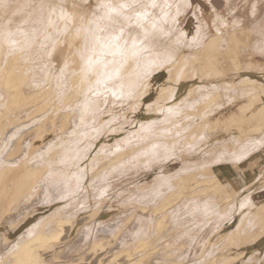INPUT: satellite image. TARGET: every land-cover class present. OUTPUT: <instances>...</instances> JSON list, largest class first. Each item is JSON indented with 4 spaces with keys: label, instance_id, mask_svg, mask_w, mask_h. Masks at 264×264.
Instances as JSON below:
<instances>
[{
    "label": "rangeland",
    "instance_id": "1",
    "mask_svg": "<svg viewBox=\"0 0 264 264\" xmlns=\"http://www.w3.org/2000/svg\"><path fill=\"white\" fill-rule=\"evenodd\" d=\"M55 1L56 0H28V1L22 0V3H21L20 0H9V3L11 2L10 3L11 6L7 10V12H5L4 10H0V29H2L3 26L7 24V21L9 19H11L12 23L8 25V27L13 33L17 32L18 27L23 32L28 33L27 39L30 43V46L24 43L26 39L25 36L20 35V34H16L14 36V39L17 38L18 40L17 39L16 40L20 42V47L23 48L22 51L20 50L22 65L28 66L27 69L33 72L31 73L33 75L27 80V82H29V80L31 79L29 83L33 84L32 86L35 89L39 87L46 89L49 86L48 84L50 83L52 84L55 91H57L53 95L47 97V99L52 100V101L48 103V105L44 109L40 111L31 109L32 111L29 110L30 112L28 111V109H26L23 111L24 113H22L23 117L19 120L20 122H26V124H30L34 122V120H39V119H42L41 122L46 120V123L49 122L48 121L49 119L51 123L53 121L52 123L53 126H50L51 123L49 122L50 128L44 129L47 132H44L43 137H38L37 135L33 136L35 134L34 133L35 130L29 128L30 130L26 129L27 133H25L24 135H20V137L21 136L23 137L22 139H20L19 142H14L12 144H9L10 146L6 145L7 147H5L4 144H8V143L4 141L5 138L3 137V132H2L4 130V127H0V141L2 140L5 142V143L2 141H1L2 143L0 142L1 146L4 145L2 147L0 146V156H2V154H3L2 157H4L5 155L8 157L9 156L10 157L19 156L16 159L18 161L20 160L21 155L26 156L28 154L25 158L27 157L29 158L30 155H32L33 153H36V151L39 150L38 152L39 158H36V159L30 158L31 161L28 160L30 162H28L27 164L31 166H35V167L37 166L43 167L42 173L40 176L43 188L42 190H40L38 195L32 196L33 197L32 200H30L31 198L29 199L27 197L26 200H29V201L27 202L25 201V204H23L24 199H25L23 197L24 199H22L23 201L22 205L20 204L21 206L19 207L16 204L17 205L16 207L17 208L19 207L20 209L19 208L17 209L15 206H13L12 210L10 209L7 211L5 210V212H2L0 214V264H2L3 260H5L4 264L9 262V256L7 255V253L16 244H18V242H20L21 240L27 237L29 238V236H31V234H33V232L35 231V230L33 231V228L34 227L36 228V226L38 227V225L41 222H45V220H47L48 221L47 225L49 224V228H54L55 226L54 223L52 221L49 222V220L51 219L49 218V216H52V213L54 214V212L57 210L61 212V213L59 212L58 214H60L62 217H74L75 226L72 228L69 234L67 233L69 231H66L67 238L64 236L65 237L64 240L62 239L61 241L57 243L58 246H55L54 248H48V250H46L47 252L45 254L46 255L45 258L49 260L50 264H78L81 261H83L84 263H79V264H85V261L89 257L92 256L91 253H89L88 250H86V248L89 247L87 243H89L91 239L97 237L98 234H101L102 232L106 233L102 229H105V230L107 228H109V230L112 229L110 225L114 223L113 220L115 221V224H112L113 227L114 226L118 227L119 225L123 224V220L126 218L128 214H131V213L135 214L136 212V214L134 215L135 218H133V221L130 224L131 227L130 225H128V227L130 228L125 227L124 234L127 233L128 231L129 237L131 236L130 238H134V235H136V231L138 232L140 229H143L147 233H150V234L152 233L151 235H153L154 234V231H153L154 224L150 227L152 231L146 225L147 222L153 223L154 221L153 216L150 213H148V215L146 216L143 215L138 210L135 204L140 203L141 200H145L148 203H154L153 197L158 198L159 196H162L164 192L167 189H169V187L170 188L173 187L174 178L176 177L178 172H185L187 169H188L187 171L196 170V172H199L197 171V166L199 164L192 162L193 160L190 157V155H192L193 153H194L193 159L195 158L194 161L195 160H197L198 162L201 161V163H203V166L204 165H210V166L214 165L213 169L215 172L209 175L199 174V179H202L203 183H207L208 181H210L212 178L211 175L213 174L214 175L216 174L215 176L219 175L220 177H224L226 181L227 176L232 175L231 174L232 172L239 171L242 168L244 171L254 170V173L250 176V180H249L250 182L248 185L244 184L237 190L230 189L229 193L231 196H230V201L228 204V209L224 212L219 213V210H220L219 208L216 209L212 207L213 205H215L214 202L218 201L217 200L218 198L219 200L222 199V196L220 198L219 194L214 195L213 192L212 193L210 192L211 194H213L212 196H210L209 193H207V195L203 194L199 196L200 192L197 191V193L195 194L198 196L196 197V195L194 194L195 197L193 196L192 198L191 194L193 193H191L190 195L188 194L190 192L185 193L183 198L172 209L167 211V215L171 213V216L169 215V219H168L169 224L167 223L168 226H166L167 231L164 230L161 235L163 236V234H166L165 237L159 238V239L153 238V241L156 242L155 246L157 245V248L159 249V253H162L163 249L166 252L167 251L173 252L178 247L179 248V249L177 248L178 255L176 258L182 260L183 264H204L206 260L204 256L200 254L204 247L203 245H205L207 237H209L211 233H213L220 226L223 225V228H224L223 233L226 232V236L221 241H219V239H215L216 237L214 238V240H212L214 244L209 247L210 249H209L207 257L215 255L220 247L223 248V245L228 244L226 245V247L228 246H231V247H229L228 250L225 251L224 253L225 256H229V257L234 256V255L236 256L238 252L240 253L242 251H245V254L249 253V256L247 255L248 257L245 260L243 259L242 261L244 262L249 261L250 264L251 263L252 264H264V257H263L264 251L261 252V251L255 250L256 248H259L262 245H264V238H262L258 242H255V243L252 242L253 234L256 233L260 229V227L262 226V222H264V214H262L263 212L259 213L258 211V208L262 206V204L264 203V200L263 201L261 200L262 197L261 198L259 197V200L261 201L257 199L258 198L257 194H260L261 191H264V178L262 177L259 178V175L264 172V168H263L264 167L263 166L264 152L262 151L260 153H257L251 159H249L251 155L254 154L255 151L259 150L261 147L264 148V133L258 137L256 134L249 135V138L247 141H245L243 144H241L239 147L233 150V145L236 144L237 140H236V136L234 135H233L234 137H232V135L230 136L231 132L233 131L232 129H230L229 131H223L217 134V136L214 134L213 135L214 138L212 140L209 139L207 142V139H206L207 137L205 138L204 136L207 133L205 132L206 131V126H204L205 124L203 125L204 130L202 129L201 131L200 129L197 128L196 123L193 124L194 121L195 122L197 121L196 120L197 116H194L192 114L194 117H196L194 119L193 116L190 115L189 116L190 119L187 121L188 123L187 122L185 123V124H188L191 130H189V127L185 124H182V125L179 123H178L179 125L177 124L175 117H178L181 111H184L189 107L191 109L196 108V105H195L196 102L194 103L195 106L192 105V103H190V101L192 102V97H194V99H200L206 93L211 94V93H215L216 91H219L220 89H222V81L220 79L212 80L213 83L209 86V88H205V89L203 88L199 94L198 93L188 94L185 89H182L181 100L182 101L184 100L183 101L184 103H186L189 100L188 103L183 105L182 102L179 101L178 103L179 106L174 105V104H171L170 106H168L173 100L177 99L178 97L176 94L177 85L172 84L173 82L169 80V76L171 75V73L173 72L175 74V71L173 70L174 64L172 63L179 62L180 55L182 54V52H185L188 55L193 53L194 47L196 46L198 47V45L201 46L203 42H205V38H207L205 36L206 34L220 33V32L221 33L223 32L224 34V31H226L225 33H228V34H225V35L229 36L231 32H233L234 30L237 31L238 29L242 27L241 28L242 31L240 29L237 32L241 33L240 37L241 39H243L242 40L243 45L241 46L243 50L240 47V51L244 53V57L248 58L250 55L252 54L254 55L253 47L254 49L257 48L256 49L257 53H255L256 57L258 58L264 57L263 56L264 54H262L260 51L261 46L264 45V1L262 0L261 1L260 0H230L231 4L233 3L232 4L233 8L232 7L229 8V6H231V4L227 5L228 3H230L229 0L228 1L227 0H214V1L219 2V5H218L219 10L211 11V7L204 6L206 7L205 8L206 10L205 11L203 10L204 11L203 14L207 18L210 19L206 25V22L204 23L201 21L200 16L195 15L194 17V14H193L194 6L189 7L187 6V4H185V5H182L184 9H181V8H180L181 10L179 9L180 7L179 5L183 4L181 3V1L184 2L186 0H176L177 2L176 1L173 2L172 0L173 3L169 2L170 0L169 1L164 0L165 5L167 4L171 5L172 3L173 4V6L171 5L172 9L173 7L174 9L176 8L175 10L173 9L174 11L173 10L171 11V14H170L172 15L171 17H173L175 15L174 13H176L179 19L176 20V18L173 17L175 18L176 21L170 22L173 19L168 17L171 20L168 19L169 22L167 24L164 23L169 28L167 29L166 27L165 29H167L166 31L167 40H170V41L168 42L167 40H163V42L161 41L162 39L165 38L164 37L165 34L163 36V33H165V30L162 31V35H161V32L158 31L160 35L164 37L162 38L159 34H157L158 36H160L161 40L156 35L157 32L149 39L147 43L149 45L147 46L150 49V52H149L150 55L148 57L152 56V58H154L155 60L154 59L152 60V58H148V57H145V60H143L141 57L140 61L134 59L135 63L133 62L131 69H123L126 67V64H127V61L124 62L123 65L120 67L119 77L107 83L111 86L107 85L106 88H104L103 87L104 85H101V87H99V90H98L100 91V93L97 91L98 87L96 88V85L94 84L96 75L93 74L94 76H91L92 78L91 77L87 78L88 82L81 83L82 88L80 87V89L79 88L77 89L78 93L77 91H74L75 93L72 92L73 94L71 93V90L69 89L70 86L68 88H65L66 90L65 91L64 85H63L64 83H62V82H65L66 80L67 83H65L66 84L65 87L69 85L70 80H68L69 79L68 76L72 74V72H69L72 70H68V72L65 71V73L61 74L60 68H57V69L53 68L54 66L53 64H51L52 62L48 54L52 51V47H53L52 43H55L56 41H62L64 39L62 38L63 36H61V34L58 36L59 33L55 32L56 28L52 30L54 32H46L44 29V25L37 23V21L39 20L41 16V14L38 11L37 6L41 3L64 6L63 4L64 2L57 3ZM161 1L164 6V1L160 0V2ZM178 1H180L179 4H178ZM80 2L83 4V6L87 8L88 13H92V10L95 7V4L98 2V0H80ZM144 2L146 3L148 1L144 0ZM150 2L151 1H149V3ZM155 2L162 6V4L159 3V1H155ZM19 3L22 6H20ZM174 3L176 5H174ZM160 5L159 7H161ZM163 6L161 8H164L165 12L167 9H168L167 11H170L171 7H167L166 9V7H163ZM186 6H187L186 8L187 11L185 9ZM159 7H157V9L155 8L152 10L159 11L161 9ZM14 12L15 13L18 12L17 15L13 16L12 14ZM155 14L156 13L154 12L153 15L155 16V18H157V14H160L158 15V18H160L162 13L157 12V14L156 15ZM43 15L45 17V24H46L47 11H45ZM196 17H198V19ZM215 18H218V19H215ZM219 21H221L222 23H220ZM199 22L201 24L204 23V25L202 24L201 26ZM213 22H214V25H212ZM246 22L247 24L249 23L248 26H246L247 25ZM170 23L172 26L175 24L176 26L172 27L170 25L169 27ZM226 23H232L233 26L230 24L227 25ZM244 23L246 25H244ZM163 25L161 27H163ZM213 26H215L216 29ZM218 26H220L221 28L219 27L218 29L217 28ZM244 26L247 27L249 31L248 30L243 31ZM249 26L252 28H250ZM200 27L202 28L201 30L199 29ZM170 28H172V30H174V28L176 29L174 31H171ZM179 28L181 29L179 30ZM185 28H187L189 32L187 31L185 32ZM204 28H206V31H204ZM228 28L229 29L231 28V30H229ZM34 29L36 30L35 33H33ZM198 29L201 33L199 32L200 34L198 33L197 35V33H194V32L196 31L198 32ZM176 30H178L179 33H177ZM218 30L220 32H218ZM252 30H253V33H252ZM207 31H209L210 33ZM175 34H178V35H175ZM184 35L186 36V38ZM225 35H224V39L226 37ZM191 36H194L193 39L191 38ZM195 36L198 38H196ZM46 37H50V38H46ZM199 37H201V39ZM227 37L223 41L224 45L225 44L227 45L228 44L227 42H229L228 40L229 37L228 38ZM156 38L158 39L157 42L160 40V45L158 44L159 42L156 43ZM247 40L251 42H248ZM23 43L25 45H22ZM165 43H168L166 44L167 46L164 45ZM41 45H46V47H41ZM160 46L161 47L165 46L164 48L165 49L164 52H166L165 57L163 54V48L159 49ZM249 46L251 47V49ZM245 47L246 49H244ZM47 49H51V50L48 52ZM77 49L79 50V48ZM249 50L250 51L253 50V52L251 51L252 53H247V51L249 52ZM4 51L5 53L7 52L9 55L15 52V51H10L9 47L8 49L6 47ZM151 52L152 53L154 52L155 55L154 53L151 55ZM147 54L145 53L143 57L145 55L147 56ZM155 56L158 59H156ZM108 59H110V57ZM3 60L5 62L4 58L0 59L1 61L0 65L4 63ZM149 61H151V63H149ZM162 63L164 64V66L163 68H160V65H162ZM261 64L264 65V62L260 63L259 65L262 67L251 69V70L248 69L244 71L243 74L245 76H239L237 73L234 76H232L231 74L229 76H225L224 79H226L225 82H227V84H232L237 87H234L233 89H223L222 99L223 98L230 99V97L233 98L234 96H236L237 92L239 90L242 91L244 89L243 87H245L250 82L249 80L251 79V77L258 78L259 81L263 80L264 82V66ZM226 66L230 67L231 65L229 64V62H226ZM49 68H52V69H49ZM49 72L51 73V75H49L50 74ZM47 74L50 76V78L49 76H47ZM52 74L53 76L55 75L54 78L52 77ZM67 74L68 76H66ZM60 75H65V77L67 78H65L64 76L61 77ZM147 78L151 80L152 82L151 86L149 87L147 86L148 85ZM199 81L202 82L201 80ZM164 82L168 83L167 86L165 87V89H167V94H164V91H163L162 95L155 98L160 85ZM139 83H140V86H138ZM136 84L140 89L138 87H137L138 89H136ZM262 85L263 86L261 87V89H264V83ZM92 86H93V89L95 87L94 89L95 91L92 89ZM84 87L86 90H87L86 87H89L94 92L97 91L95 94L97 96H100L101 101H98L100 100L99 97L95 96L94 92L92 93V90H90L89 93H92V94L91 96H89L88 92L84 89ZM145 87L147 88L148 92H146V94H144L141 97V95L139 94V91L141 89H144ZM251 87L259 88V85L257 84L256 86H249L248 88H251ZM59 88L60 89L63 88V89L59 90ZM85 91H86V95H85ZM113 92L116 93L115 96L112 94ZM1 93L2 91L0 90V94ZM186 93L188 94V96ZM1 95H2L1 96L2 100L0 98V103H1L0 105L5 106L3 105V103L6 104V102L3 101V99H5V96L3 95L5 94H1ZM92 95L95 96L96 101L94 100V97H92ZM225 95L226 97H223ZM207 97L208 95L207 96L205 95L203 98H207ZM73 98L74 100H72ZM91 98L93 102L91 101ZM80 100L83 102H81ZM73 101L75 103L77 101L78 102L76 103V105H74L75 103H73ZM87 102H89L88 107H87ZM70 103L74 105L73 107L74 113L72 111L73 115L71 114L64 129H61V127H58L57 125L58 123H60L61 120L59 119L60 121L58 120V122H56L55 118L52 119L51 116H53V114L55 115L58 113L64 114V111H62V109L64 108L66 104H70ZM164 103L166 105L165 108L162 107ZM109 106L110 107L112 106L111 113L109 112L111 110ZM100 107L105 108V110L103 109L104 111H101L102 114L98 113L100 110ZM93 108L94 109L96 108L98 112L96 110L95 111L97 112V115L99 116L96 117L95 111H94L95 112L94 114L93 112H91V110L93 111ZM107 108H109L108 109L109 111L107 110ZM113 108H114V111H113ZM106 110L107 112H105ZM25 111H27L28 113ZM76 115L78 117H76ZM44 116H47V118H43ZM75 117L77 118L76 119L77 121L79 120L78 127H76L77 126L76 124H73L72 126V123L76 122ZM192 119H194V121ZM72 120L73 121L75 120V122H73ZM85 122L86 124H89L90 122L89 128H87L88 126H86ZM197 122L200 123V121H197ZM55 123L57 127L55 126ZM189 123L191 126L189 125ZM90 125H93V127H91ZM192 125H195V127L194 126L192 127ZM80 126L81 127L84 126L85 129H83L84 127H82L81 129ZM185 126H187L188 129L185 128ZM197 130H199L200 132L199 131L197 132ZM14 131H16V128H14ZM198 133L200 134V136L198 135L199 137L197 136ZM121 136L125 138L124 139L120 138ZM202 137H204L203 140H201ZM191 138H192V141H190ZM32 139H33V142H32ZM121 139L123 141L119 144L117 141H120ZM186 142H188V145ZM201 142L202 144H200ZM117 143L119 144L118 147H116ZM134 145H136V148L133 147ZM4 147L6 149L8 148L7 151L6 149H4ZM19 147L22 148L23 150L18 151ZM33 147H36L37 150H33ZM118 148L125 149V152H126L125 155L127 156H125V158L121 160L120 162L110 165L108 158L111 159V158H115L116 156H118L117 153L120 150ZM133 148L135 150H133ZM111 149L113 153L110 152ZM117 149H118V152L115 151ZM128 149H131L130 152H128ZM131 151L133 153H131ZM243 151H244V154H243L242 159L244 161H247L249 159L247 162H245L242 165L224 164L225 162L229 160L235 159L237 156H239V154L242 155ZM24 152L25 153L27 152V153L24 154ZM104 152L106 154L107 152H110L108 153V158H107V155L104 154ZM218 152H220L221 154H219ZM100 153H102L101 156H100ZM115 153L116 155H114ZM25 158L20 160L16 168L21 167L20 164L24 163ZM84 163L85 165L87 163H90L91 165L90 171L85 172V169L83 168ZM258 164H261L262 167ZM80 165L83 168L82 170H79L81 169ZM81 173H82V176L86 175V177L84 176L85 178L83 177L84 179L80 178L79 175H81ZM169 174H171V176ZM179 174L181 173H178V175ZM204 185L205 184H201V186H204ZM105 190H106V194H104ZM100 193H102L103 196H101ZM161 193L163 194L160 195ZM208 194L210 196L209 198H208ZM104 195L106 196L105 198H104ZM188 196L190 199L188 198ZM43 199L44 201H42ZM38 200H41V201H38ZM49 201L50 202L53 201V203L55 202L56 203L55 204L51 203L52 205H47L48 203L50 204ZM110 201L112 202L113 205L118 206V208L113 209L111 211L109 221H111L112 223L110 222L109 225L102 224L103 222L101 221V217L103 220L105 213H107V211L110 209V206H111ZM129 201H131L132 204ZM210 201H212L213 205L211 204ZM39 202H41L40 203L42 204L41 206L39 205ZM218 203L219 202H217L215 207L220 206L219 204L221 202L219 204ZM5 205L6 203L3 204V208L6 207ZM125 205H126V208H125ZM241 205H243V207H241ZM208 209H209V212H208ZM87 210L88 211L89 210H92V211L99 210V213L101 214V216L99 214V215H96L95 217H88L87 215H89L90 212H88ZM212 214L214 216L213 218L211 217ZM208 215H211V216H208ZM209 218H211V220ZM208 220L210 222H208ZM138 224L139 226H137ZM98 225L100 227H103L101 228L102 232L100 229H98L100 228ZM105 225L108 227L107 228L104 227ZM175 225H179V227H175ZM176 228H179L180 231L175 233L176 235H174L173 232L171 233L170 231H173ZM90 230L92 232H90ZM94 231H98L96 232V235L94 234L95 233ZM93 234L95 235L94 237H93ZM236 234L239 236H236ZM171 235L173 237H171ZM231 235H234V236L231 237ZM5 236H8L9 240L8 239L6 240ZM176 237L178 240L176 239ZM164 238H167L169 240L168 244H172V245H168V244H167L168 246H166V244L164 245L163 244L164 242L165 243L168 242V240ZM160 239H162V241L164 239V241L162 242L160 241ZM16 240H19V241L17 242ZM173 242H177V244L178 243L179 244L174 245ZM157 243L158 244L161 243V244L158 245ZM242 244H246V245L249 244L248 246H251V248H249L248 246L241 247ZM151 246L153 247L154 244H152ZM172 246L175 249H173ZM251 251L253 252L252 254H250ZM109 254L111 255V253ZM101 256H103L104 258H107V256H105V253ZM221 261L222 260L219 259L217 261L218 264H221L220 263ZM242 261H238L237 263H234V264H241ZM258 261L259 263H257ZM96 262H97V258H94L92 259L90 264H95Z\"/></svg>",
    "mask_w": 264,
    "mask_h": 264
},
{
    "label": "bare ground",
    "instance_id": "2",
    "mask_svg": "<svg viewBox=\"0 0 264 264\" xmlns=\"http://www.w3.org/2000/svg\"><path fill=\"white\" fill-rule=\"evenodd\" d=\"M20 1L22 3V0H20ZM147 1L148 2H146V3H149V1H151V0H147ZM155 1H159V3H161L162 6H163L162 1L161 2H160V0H155ZM167 1H169V0H167ZM174 1H176V0H173V2ZM262 1H264V0H262ZM55 2H57V3L64 2L63 3L64 6H65L64 10L70 14L71 21H70V23L67 24V28H68L67 32L64 31L65 26H66L65 21H59V22L57 21V27H56L55 32L59 33L58 36L61 34V36H63L62 38H64V39L62 41H56L55 43H52L54 45V47H52L53 45L51 46L52 47V51L50 52L49 58H50V60L52 62L51 64H53V66H54L53 68H56V69L57 68H60V69L64 68L65 67V61L68 62L70 67L65 68V71L68 72V70H72V71H69V72H72V74L69 73L70 74L69 76H68V74L66 75V76L69 77L68 80H70V83L66 87H65V85H66L65 83H67V81L65 80V82H62V83H64L63 84L64 85V90H65V88H68L70 86L69 89L71 90V93L72 92L75 93L74 91H77L78 88L79 89H80V87L82 88L81 83L88 82L87 79H84L82 77V75L80 74L81 61H80V58H79V50L77 48L80 49V45L83 43L82 36H81V38L77 39L75 37V33H76V29L77 28H80L82 26V24L85 25L87 23V20L91 17V13H88L87 8L85 6H83V4L80 2V0H56ZM169 2H172V0H170ZM179 2L180 1H178V4H179ZM215 2H218V1H215ZM27 3H29V2H27ZM172 3H171V5L173 6ZM175 3H174V5L177 4V3L176 4ZM181 3H183V4H180L179 5L180 7L179 6L178 7H179V9L180 8L184 9V7L182 5L187 4V6L190 7L191 0H186L184 2L181 1ZM156 4H158V3H156ZM230 4H231V1L227 5H230ZM232 4H231V6H229V8L232 7ZM245 4H247V3H245ZM19 5H20V3H19ZM19 5H17V6H19ZM158 5H160V4H158ZM171 5H170V7H171L170 11H167L168 9L166 7V9H167L166 12H168V15H170L171 11L174 9V7L172 9ZM20 6H22V5H20ZM164 6H165V1H164ZM187 6L185 7V9L187 8ZM216 6H217V4H215V5L212 4V9L213 10H217ZM262 6H263V4H262ZM161 7H159V8H161ZM160 10L159 11H155V10H152V8L148 9L149 12H151V13L155 12L156 14H157V12L158 13L159 12L162 13ZM198 10H199V8H198ZM186 11H187V9H186ZM198 13H200V15H198L196 13L195 14L197 16H200L201 17V21L204 22V23L206 22V25H207V22H209L208 19L206 17H204L201 14V12H198ZM174 14L176 15V13H174ZM158 15H160V14H157V18H158ZM175 15L173 17H175L176 20L179 19L178 15H176V16ZM171 16L172 15H170L168 17L172 18L173 20H171L170 18H168V19L171 20L170 22H173V21L175 22L176 21L175 18H173ZM81 17H84V21H81V19H80ZM221 17H219V18H221ZM196 18L198 19V17H196ZM215 19H218V18H215ZM221 21H219V22L222 23ZM168 22H169V20H167V22L165 24H167ZM259 22H260V20H259ZM204 23H202V24L204 25ZM223 23H225V22H223ZM176 24H177V22H176ZM176 24L173 25V26H176ZM202 24L200 23L201 26H202ZM226 24L227 25H229V24L232 25V23H226ZM233 24H235V23H233ZM246 24H247V22H246ZM246 24L244 23V25H246ZM248 24L246 26H248ZM164 25H163V27H164ZM170 25H171V23L169 24V27H170ZM212 25H214V22L212 23ZM166 27L167 26L165 25V27L163 29V31L165 30V33H163V36L165 34L164 37L166 39L161 36L162 32H161V35H160L159 32L156 33V35L159 34L162 38H164V39L161 40L160 36L157 35L162 42H163V40H167L166 31L169 28L167 27V29H165ZM213 27L215 28V26H213ZM219 27L220 26H218L217 28L219 29ZM223 27H224V25H223ZM250 28H252V27H250ZM170 29H171V31H174L176 28H174V30H172V28H170ZM180 29L181 28H179V30ZM199 29L201 30L202 28L200 27ZM199 29H198V32L196 31L194 33H197V35H198V33L200 32ZM233 29H235V28H233ZM240 29H238V30H240ZM52 30H53V28H49L46 32H54ZM208 30H209V28H208ZM229 30H231V28ZM246 30H248V28L244 26L243 31H246ZM186 31L189 32V30L187 28H185V32ZM204 31H206V28H204ZM237 31L234 30L233 32H231L229 34V36L227 35L229 37V39H228L229 42H227L228 43L227 45L226 44L224 45L223 41L227 37L225 34H228V33H225L226 31H224V34H223V32L221 33L218 30V32H220V33L206 34L205 36L207 38H205V42H203V44L201 43L202 44V45L200 44L201 46H199V45H198V47L196 46L197 48L194 47L193 48L194 50L192 49L193 53L188 55L185 52H182V54L180 55L179 62L178 63H176V62L172 63V64H174L173 65V70L175 71V74L172 72L171 75L169 76V80L171 82H173L172 84H176L177 85L176 94H177L178 97H177V99L173 100L168 105V106H170L171 104H174V105L179 106V104H178L179 101H181L183 105L188 103L189 100L186 103L183 102L184 100L183 101L181 100L182 89H185L188 94H193V93H195V94L198 93L199 94L203 88L204 89L205 88H209V86L213 83L212 80L220 79L222 81V89H220L219 91H216L215 93H211V94L210 93H206L205 95L206 96L208 95L207 98H203L205 95L202 98H200V99H194V97L191 96L192 97V102L190 101V103H192V105H194V103L196 102L195 103L196 108L191 109L189 107L186 110L181 111L180 114L178 115V117H175V118H176L177 124L179 123V124L182 125V124H185L190 119V117H189L190 115L193 114L194 116H197L198 119L192 115L193 118L194 119L196 118V120L200 121V123L197 122V121L195 122L194 119H192L194 121L193 124L196 123L197 124V128L200 129V131L203 129V125L205 124L204 125V126H206V131L205 132H207V133L204 136H205V138L207 137L206 138L207 142H208L209 139L212 140L214 138L213 137L214 134L217 136V134H219V133H221L223 131H229L230 129H232L233 131L231 132L230 136L231 135H232V137L236 136V140H237L236 144L233 145V150H235L237 147H239L241 144H243L245 141H247L248 138H249V135L256 134L257 137H258V136H260V135H262L264 133V89H261V87L263 86L262 84L264 83L263 80L259 81L258 78H252L251 77V79L249 80L250 82L245 87H243L244 89L242 91L239 90L237 92V95L235 94L236 96L233 95L234 97L233 98L230 97V99L226 98L227 100L224 99V98L222 99L223 89H233L234 87H237V86L232 85V84H227V82H225L226 79H224L225 76H229L230 74L232 76H234L236 73L239 76H245L243 74L244 71H246L248 69L251 70V69H256V68L262 67V66H259V65H260V63L264 62V59H263L264 57H262V58L259 57L258 58V57L255 56V53H257L256 52L257 48L254 49V47H253L254 55L253 54L252 55L248 54V55H250L248 58L244 57V53H242V51H240V47L243 45V41H242L243 39H241V37H240L241 33H238ZM241 31H242V29H241ZM176 32L179 33L178 30H176ZM207 32H209V31H207ZM173 33H175V32H173ZM203 33H205V32H203ZM252 33H253V30H252ZM133 34H135V33H133ZM175 35H178V34H175ZM186 35H187V33H186ZM224 35L226 36L225 39H224ZM203 36H204V34H203ZM193 37L194 36H191L192 39H193ZM157 38H156V43L159 42L158 44L160 45V40L157 42V40H158ZM185 38H186V36H185ZM196 38H198V37H196ZM199 38L201 39V37H199ZM174 39H175V37H174ZM181 40H182V38H181ZM168 41H170V40H167V42ZM248 42H251V41H248ZM166 44H168V43H165L164 45H166ZM222 44H223V46H222ZM22 45H25V44L23 43ZM147 45H149V44H147ZM224 46H226V47H224ZM6 47L8 49V45L6 43H4L3 41H0V59H3V58L5 59V62L3 60L4 63L2 62L3 64L0 65V90L2 91L1 94H5V95H3V96H5V99H3V101L6 102V104L2 102L3 105H5V106L0 105V127H4V130L2 131L3 132V137L5 138L4 141H6V143H8V144H4L5 147H7L6 145L12 144L14 142H19L20 139H22V137H23V136L20 137V135H24L25 133H27L26 129H28V130L34 129L35 130V132H34L35 134L33 136L37 135L38 137H43L44 132H47L44 129L50 128L49 127V125L51 123L50 119L48 120L50 122V123L48 122L49 124L46 123V120L42 121L43 122L42 123L41 122L42 119L34 120V122H32L30 124H26V122H20L19 120L23 117L22 113H24L23 111L26 110V109H28V111L31 110V109H34L36 111H40V110L44 109L48 105V103H50L52 101V100L47 99V97L51 96L55 92H57V91H55V89L53 88L52 84H50V83L48 84L49 86L46 89H43L42 87H39V88L35 89L32 86L33 84L29 83L31 79L29 80V82H27V80L33 75V74H31L33 72L31 70L27 69L28 66L22 65V59H21L20 50L17 49L15 52H13V53H11L9 55L7 52H6L7 53L6 54L5 51H4L6 49ZM160 48H163V54H164V57H165V53H166V52H164L165 46L164 47L160 46L159 49ZM241 49H242V47H241ZM244 49H246V47ZM250 49H251V47H250ZM47 50L49 52L51 49H47ZM253 50H251V51L253 52ZM153 51H155V50H153ZM251 51L249 50V52L247 51V53H252ZM243 52H245V51H243ZM153 53L151 52V55ZM149 55H150V53H148L147 56L146 55L144 57L142 56V59L145 60V57H148ZM154 55H155V53H154ZM156 56H157V54H156ZM148 58H152V56H150ZM148 58H146V59H148ZM110 59H111V57H110ZM153 59L154 58H152V60ZM156 59H158V58L156 57ZM148 60H150V59H148ZM1 61H0V63H1ZM139 61H140V59H139ZM133 62H134V59L130 57L127 60L126 67L123 68V69H131ZM142 62H144V61H142ZM226 62H229V64L231 66L227 67L226 66ZM261 65H263V64H261ZM163 66H164V64L162 63V65H160V68H163ZM49 69H52V68H49ZM136 70H138V69H136ZM65 71H64V73H65ZM73 73H75V74H73ZM49 75H51V73ZM49 75L47 74V76H49ZM60 76L61 77L62 76L65 77V75H60ZM92 76H94V75H92ZM52 77L54 78L55 75L53 76V74H52ZM90 77H88V78H90ZM49 78H50V76H49ZM65 78H67V77H65ZM134 79H135V77H134ZM60 80H61V78H60ZM95 80H96V78H95ZM199 80H201L202 82H200ZM151 83H152L151 80L148 79V85L147 86L148 87L151 86ZM137 84H136V89H138L139 88L138 86H140V83H139L138 86H137ZM167 84H168L167 82H164V83H162L160 85V87H159V89L157 91V95H156L155 98H157L160 95H162L163 91H164V94H167V89H165ZM257 84L259 85V88H257V87L248 88L249 86H256ZM41 85H42V83H41ZM107 85H109V84H107ZM109 86H111V85H109ZM99 87H101V86H99ZM99 87L98 88L96 87L97 91L99 90ZM103 87L106 88L105 86H103ZM86 88H87V90L84 87V89L88 92L89 96H91V94L95 91L94 90L95 87L93 89V86H92V89L94 91L92 90V93H89L90 92V88L89 87H86ZM61 89H63V88H61ZM61 89L59 88V90H61ZM146 90H147V88L145 87L144 89H141L139 91V94L141 95V97L144 94H146V92H148V90L147 91ZM174 90H175V88H174ZM86 91H85V95H86ZM96 92H94L95 96H97L95 94ZM98 92L100 93V91H98ZM77 93H78V91H77ZM1 94H0V98L2 100V97H1L2 95ZM188 94H187V96H188ZM95 96L92 95V97H94V100H95ZM184 96H186V95H184ZM97 97H99V99H100V100H98V99L97 100L101 101L100 96H97ZM223 97H226V95L223 96ZM87 99H86V101H87ZM189 99H191V98H189ZM72 100H74V98ZM91 101L93 102L92 98H91ZM81 102H83V101H81ZM73 103H75V102L73 101ZM76 103L74 105H76ZM71 104L72 103L66 104L64 106V108L62 109V111H64V114H59L58 113V114H55V115L53 114V116H51L52 119L55 118L56 122H58L59 119L61 120V121L59 120L60 123L57 124L58 127H61V129H64V127L66 126L67 121L69 120V118H70V116L72 114V111L74 113V108H73L74 105L73 104L71 105ZM101 104H102V102H101ZM88 105H89V102H87V107H88ZM180 105H181V103H180ZM90 106H92V105H90ZM165 106L166 105L164 103L162 105V107L165 108ZM104 107H100L99 112L96 110V108L95 109L93 108V111L91 110V112H93V114H94L97 111L100 114L101 111L105 110ZM111 107L109 106L110 109H111ZM109 108H107V110ZM107 110L105 112H107ZM111 111H112V109L109 112L111 113ZM113 111H114V108H113ZM25 112H27V111H25ZM97 112L95 114L96 117L99 116V115H97ZM28 116H29V114H28ZM76 117H78V116L76 115ZM76 117H75V120L77 119ZM43 118H47V116H44ZM75 120L74 121L72 120V121L75 122ZM78 121L76 120L75 123L71 122L72 126H73V124H76L77 125L76 127H78ZM38 122H40V123H38ZM52 123H53V121H52ZM52 123H51L50 126H53ZM85 124H86V122H85ZM89 124H90V122H89ZM89 124H86V126H88L87 128H89ZM57 125L55 123L56 127H57ZM93 125H90V126L93 127ZM185 125L188 126V124H185ZM189 125H190V123H189ZM33 126H34V128H33ZM187 126H185V128L188 129L189 126L188 127ZM193 126L195 127V125H192V127ZM82 127H84V126H82ZM82 127H81V129H82ZM14 128H16V131H14ZM83 129H85V127ZM189 130H191L190 127H189ZM198 131L199 130H197V132ZM36 133H38V134H36ZM198 135L200 136L199 133L197 134V136ZM35 138H37V137H35ZM120 138L124 139L125 137L121 136ZM203 138L204 137H202L201 140H203ZM4 141H2V142H4ZM122 141L123 140L121 139L120 141H117V142L120 144ZM190 141H192V138H191ZM32 142H33V139H32ZM188 142H186L187 145H188ZM1 143H0V146H1ZM118 143L116 144V147H118V145H119ZM209 143H207V144H209ZM189 144H191V143H189ZM200 144H202V142ZM4 145H2V146H4ZM5 147H4V149H6ZM133 147L136 148V145H134ZM154 147H156V146H154ZM134 148H133V150H135ZM7 149H6V151H7ZM118 149H120L119 152H118ZM118 149L115 150L116 152H118L117 153L118 156H116V157L114 156L115 158H111V159L108 158V153L112 152V149H111L110 152H107V154L104 152V154H106L107 158L109 159V164L110 165L114 164V163L116 164L117 162H120L121 160H123L125 158V156H127V155H125L126 154L125 149H121V148H118ZM21 150H23V149L19 147L18 151H21ZM33 150H37L36 147H33ZM130 150L131 149H128V152H130ZM132 151H131V153H133ZM262 151L264 152V148L261 147L259 150L255 151L254 154L251 155V157L249 159H251L254 155H256L257 153H260ZM38 152H39V150H37L36 153H33L32 155H30L29 158L28 157L25 158L28 154L26 156L21 155L20 156L21 157L20 160L25 158V161H24L23 164H20L21 167H19V168H16V166H18V164L20 162V160H18V161L16 160L19 156L18 157H14V156L13 157H10V156L8 157V156L5 155L4 157H2L3 154H2V156H0V214L2 212H5V210L6 211L9 210V209L12 210L13 206L16 207L18 205L20 207L22 205V202H23L22 199L25 198L24 199V203H23V204H25V201L26 202L29 201V200H26L27 197L29 199L31 198L30 200H32L33 199L32 196H34V195L37 196L38 193L40 192V190H42L43 187H42V181H41V177L40 176H41L43 167L42 166L35 167V166H31V165L27 164L28 162L31 161L30 158L31 159L39 158ZM26 153L24 152V154H26ZM218 153L221 154L220 152H218ZM101 154L102 153H100V156H101ZM219 154H218V156H219ZM243 154H244V151L242 152V155L239 154V156H237L235 159L229 160V161L225 162L224 164H232V165L233 164H235V165L236 164H238V165L244 164L249 159L248 160L246 159L247 161H244L242 159ZM114 155H116V153ZM109 157H111V156H109ZM190 157L193 160L192 162H195V163L199 164L197 166V171H199V172H196V170L187 171L188 169L185 172H178V173H181V174L178 175V173H177L176 177L174 178V183L172 182L174 184L173 187L172 188L169 187V189H167L164 192V194L161 193L160 195H162V194L163 195L159 196L160 197V198L158 197L159 199L157 197H153L154 203H148L145 200H141L140 203L135 204L136 207L138 208V210L143 215L146 216V215H148V213H150L153 216V219H154L153 223L152 222H147L146 225L151 230L150 227L154 224V228L152 227L153 231H154V234L151 235L152 233L151 234L147 233L143 229H140L138 232L136 231V235H134V238H130L131 236L129 237V232L128 231H127V233L124 234L125 227H128V225L131 224V222L133 221V218H135L134 215L136 214V212H135V214H133V213L128 214L126 216V218L123 220V224L119 225L118 227H115V226L113 227L112 224H115V221L113 220L114 223H112L111 221H109V219H110L109 217L111 215V211L113 209L118 208V206L113 205L112 202L110 201V204H111L110 209L107 211V213H105L103 220H102V217H101V221L103 222L102 224H106V225H109L110 222H111L112 224L110 226L112 227V229L109 230V228H107L108 226L105 225L104 227H106L109 231L106 229L108 231L107 232L105 229H102L104 232H106V233H103L102 230H101V228H103V227H100L99 226L100 224L98 225L100 227L98 229H100L102 233L99 232L101 234H98L97 237L93 238L96 235V232H98V231H94L95 235L93 234V237H92L93 239H91L89 241V243H87V245H89V247L86 248V250H88V252L91 253L92 256L90 255L91 257H89L88 259L86 258L87 260L85 261V264H90V262L94 258H97V262L95 264H183L182 260L176 258L177 255H178V253H177V250L179 249L178 247H177L178 249L176 248V250L173 251V252H171V251H169V252L167 251L166 252L163 249V252L160 251L162 253H159V249L157 248V245L155 246L156 242L153 241V238L159 239V238L165 237V235H166V234H163V236H161L162 232L164 230L167 231V227L166 226H168V224H169V221H168L169 215L171 216V213L167 215V211L172 209L183 198L185 193L190 192V193H188L189 195L191 193H193V194H191L192 198H193L194 194L197 193V191H199L200 192V194L198 192L199 196L203 195V194L207 195V193H209L210 196H212L213 194L214 195H218L219 194L220 198L222 196V199L219 200V198H218L217 199L218 201L214 202L215 205L217 204V202H219V203L221 202L220 204L218 203L220 205L219 207H215V205L212 204L213 200L210 201L211 204L213 205L212 207H214L216 209L217 208L220 209V210L218 209L219 213H220V212H224V211H226L228 209V204H229L230 196H231L230 193H229L230 192L229 186L226 184V181H225L224 177H220L219 175L215 176L216 174L215 175L213 174L214 176L211 175L212 178L207 183H203V180L199 179V174L200 175H202V174L209 175V174L215 172L214 169H213L214 165H211V166L210 165H204L203 166V163H201V161H199V162L197 160L194 161V159H195V158L193 159L194 153L192 155H190ZM28 160H30V161H28ZM258 165H260L262 167L261 164H258ZM263 166H264V163H263ZM261 167H260V169H261ZM80 168L81 169H79V170H82L84 168L85 172H88L91 169V165H90V163H87L86 165L84 163V167L82 168V166H81ZM82 173H81V175H79L80 178H83L84 176L86 177V175L82 176ZM253 173H254V170L250 171V174H253ZM259 173H261V172H259ZM263 173L259 175V178H261V177L264 178V174ZM169 175L171 176V174H169ZM249 182L250 181H248L246 184L248 185ZM201 184H205V185L201 186ZM197 188H199V189H197ZM104 192L103 193L106 194V190ZM210 192L211 193L213 192V194H211ZM209 194H208V198L210 197ZM100 195L103 196L102 193H100ZM197 196L198 195H196V197ZM40 197H41V195H40ZM105 197L106 196L104 195V198ZM188 198H189V196H188ZM204 199H206V198H204ZM212 199H213V197H212ZM38 201H41V200H38ZM42 201H44V199ZM129 202L131 203V201H129ZM4 203H6V205H5L6 207L5 208H3V204ZM40 203L41 202H39V205L41 206L42 204H40ZM51 203H53V201H51L50 204L49 203L48 204L46 203V204L47 205H52ZM55 203H53V204H55ZM52 208H53V206H52ZM125 208H126V205H125ZM180 209H179V211H180ZM258 211H259V213L263 212L262 214H264V203L262 204V206H260L258 208ZM59 212H60L59 210L55 211L54 214L52 213V216H49V214H48L49 218H51L49 220V222L52 221L54 223V225H55L54 228H49V224L47 225L48 221L45 220V222H41L38 225V227L36 226V228L34 227L35 229L33 228V231L34 230L35 231L34 232L32 231L33 234L30 233L31 236H29V238L27 237V238L21 240L20 242H18L19 240H16L18 242V244H16L7 253V255L9 256V262L5 263V264H50L49 260H47L45 258V256H46L45 254L47 252L46 250H48V248H54L55 246H58L57 243L59 241H61L62 239L64 240L65 237L67 238L66 231H69V232H67L69 234L70 231L72 230V228L75 226L74 217H62L60 214H58ZM88 212H90L89 215H87L88 217H95L96 215L100 214L99 210H95V211L89 210ZM208 212H209V209H208ZM100 216H101V214H100ZM208 216H211V215H208ZM211 217L212 218L214 217L213 214H212ZM209 219L211 220V218H209ZM241 221H243V220H241ZM208 222H210V221L208 220ZM263 224H264V222H262V226L260 227V230L253 234V236H252L253 237V241H252L253 243L258 242L262 238H264V225ZM137 226H139V224ZM67 227H69V228H67ZM130 227H131V225H130ZM130 227H128V228H130ZM165 227H166V229H165ZM175 227H179V225H175ZM179 231H180V229L176 228L175 230L170 231V232L171 233L173 232V234L176 235L175 233H177ZM83 232H85V231H83ZM90 232H92V231L90 230ZM223 232H224V228H223V225H222L216 231L211 233V235L209 237H207L205 245H203L204 247H203V249H202V251L200 253L202 256H204V258L206 260V261L204 260L205 261L204 264H218L217 261L219 259L222 260L220 262L221 264H234V263H237L238 261H242L243 259L245 260L249 256V253L245 254V251H242L240 253L238 252V254H236V256L235 255L234 256H230V257L229 256H225L224 255L225 251L228 250L229 247H231V246L226 247V245H228V244H226V245H223V248L220 247L215 255L207 257L209 249H210L209 247L214 244V242L212 240H214L215 237H216L215 239H219V241L223 240V238L226 236V232L225 233H223ZM131 234H132V232H131ZM84 235H85V233H84ZM172 235H171V237L174 236V235L173 236ZM159 236H161V237H159ZM233 236L234 235H231V237H233ZM236 236H239V235L236 234ZM8 238H9L8 236H5L6 240ZM164 239H167V238H164ZM164 239H163V241H164ZM176 239H177V237H176ZM160 241H162V239H160ZM86 242H87V240H86ZM168 243H169V240H168L167 243L164 242L163 244L164 245L166 244V246L172 245V244H168ZM152 244H154L153 247L151 246ZM160 244H158V245H160ZM173 244L175 245V244H177V242H173ZM248 245L242 244L241 247L248 246ZM160 247H162V246H160ZM172 248H173V246H172ZM173 249H175V248H173ZM260 251L262 252L264 250H260ZM104 253H105V256H107V258H104L103 256H101ZM109 253H111V255ZM252 253L253 252H251L250 254H252ZM259 255H261V254H259ZM259 261L257 263H259ZM4 262H5V260H3L2 264H4ZM79 263H84V262L81 261ZM248 263H249V261L248 262L247 261H245V262L242 261L241 262V264H248Z\"/></svg>",
    "mask_w": 264,
    "mask_h": 264
},
{
    "label": "snow or ice",
    "instance_id": "3",
    "mask_svg": "<svg viewBox=\"0 0 264 264\" xmlns=\"http://www.w3.org/2000/svg\"><path fill=\"white\" fill-rule=\"evenodd\" d=\"M10 6L9 0H0V10L7 12ZM157 7L159 5L155 0H151L150 3H145L144 0H98L86 25L82 24L75 33L77 39L82 36L83 40L79 49L82 77L87 79L95 74L96 87L101 85L106 87L109 81L119 77L120 67L130 57L139 60L145 53H149L150 49L147 46L149 39L156 32H162L161 25L168 20V13L164 11V8H161L162 15L159 19L148 11L149 8ZM164 7H170V5ZM37 8L41 14L37 23L44 25L45 31L49 28H56L57 21H65L64 31H68L67 24L70 23L71 17L64 10L63 5L41 3ZM45 11H47L46 24L43 15ZM12 15L15 16L17 13L14 12ZM80 19L84 21V17ZM11 23L9 19L7 24L0 29V41L6 43L10 51H16L18 48L22 51L20 42L14 39V36L16 34L25 36L24 43L30 46L27 39L28 33L23 32L19 27L17 32L13 33L8 27ZM35 31L34 29L33 33ZM41 47H46V45H41ZM260 51L264 54V45L261 46ZM68 67L70 65L65 61L61 74ZM112 94L116 95L115 92Z\"/></svg>",
    "mask_w": 264,
    "mask_h": 264
},
{
    "label": "crops",
    "instance_id": "4",
    "mask_svg": "<svg viewBox=\"0 0 264 264\" xmlns=\"http://www.w3.org/2000/svg\"><path fill=\"white\" fill-rule=\"evenodd\" d=\"M194 1V2H193ZM207 1V2H206ZM210 3V4H209ZM212 4H217V10H219L218 8V5L219 3L218 2H215L214 0H191V6H194V12L198 15H200V13L198 12H201V14L206 17L203 13L204 11L206 10L205 8L206 7H211V11H214L212 9ZM206 6V7H204ZM199 8V10H198ZM204 10V11H203ZM193 12L194 16L196 15L195 13ZM207 18V17H206ZM208 21H209V18H207ZM242 170V171H241ZM239 170V171H235V172H232L229 177L227 176L226 177V184L229 186V189L231 190H237L238 188H240L242 185L246 184L249 180H250V176L252 174H250V170H243V168ZM234 171V170H233ZM248 172V173H247ZM258 196V200H259V197L261 198V200L263 201L264 200V191H261L260 194H257ZM259 200V201H261ZM260 230V229H259ZM258 230V231H259ZM257 231V232H258ZM249 248H251V246H249ZM255 250H264V245H262L261 247L259 248H256ZM253 250V251H255ZM252 252V251H251Z\"/></svg>",
    "mask_w": 264,
    "mask_h": 264
}]
</instances>
